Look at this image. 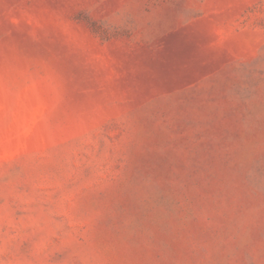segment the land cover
I'll use <instances>...</instances> for the list:
<instances>
[{
	"label": "rangeland",
	"instance_id": "1",
	"mask_svg": "<svg viewBox=\"0 0 264 264\" xmlns=\"http://www.w3.org/2000/svg\"><path fill=\"white\" fill-rule=\"evenodd\" d=\"M0 264H264V0H0Z\"/></svg>",
	"mask_w": 264,
	"mask_h": 264
}]
</instances>
